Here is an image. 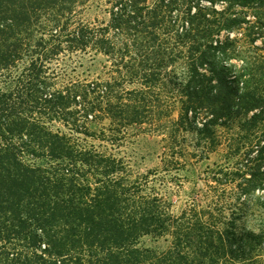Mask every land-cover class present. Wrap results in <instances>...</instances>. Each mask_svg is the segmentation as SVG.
<instances>
[{"label":"trees","instance_id":"16d2710c","mask_svg":"<svg viewBox=\"0 0 264 264\" xmlns=\"http://www.w3.org/2000/svg\"><path fill=\"white\" fill-rule=\"evenodd\" d=\"M70 1L0 0V71L10 69L22 59L21 33L30 36L33 18L42 11L56 9L58 12ZM184 1L189 10L184 17L185 29L181 33L177 31V40H185L188 51L195 54L189 63L190 78L183 89L184 118L191 119L192 111L209 110L212 118L197 128L205 138L213 137L214 128L222 125L220 115L231 113L236 107L240 113H253L251 120L257 124L264 107L249 89V81H241L245 75L233 82L219 75L223 91H217L203 71L213 66L216 52L226 50L221 41L214 43L215 25V32L221 33L225 29H241L250 21L240 15L219 20L214 14L219 13L216 9L211 13L212 8L201 5L192 10L193 3L200 0ZM207 1L211 6L222 2L228 11L250 10L256 19L252 23L256 25L255 38L264 35V0ZM148 2L116 0L111 24L100 29V35L82 27L72 37L67 35V39L75 47L86 48L92 44L109 57L118 54L124 64L130 61V78L150 90L157 69L171 58L162 36L169 27L166 12L161 9L174 6L176 0H168L166 5L160 0V6L154 7ZM112 29L121 38L118 51L115 42L107 37ZM66 32L67 26H62L54 38L60 40ZM38 46L43 47V42ZM56 46L53 55L62 49L61 42ZM43 70L31 61L25 77L33 86V93L29 95L21 90L0 91V264H239L251 253L253 238L259 244L264 242L263 233L255 235L252 231L240 233L224 228L223 221L212 218L211 208L194 206L175 215L166 199L150 187L154 179L150 180L149 175L132 179L122 159L80 147L71 137L50 131L34 117L43 113L39 107L41 102L49 112L66 120L80 113L79 109L72 111L73 106L81 103L78 99L85 102L90 93L108 96L112 84L105 83L102 90L99 84L85 92L55 89L45 91L43 96L40 94L41 83H45ZM236 82H241L242 91L239 84L234 85ZM145 93L139 89L126 92L137 100L129 99L134 103L126 104L108 101L107 108L100 110L112 121L124 117L123 124L139 123L144 115L136 107L144 105ZM30 103L34 107L24 108ZM96 107H85L86 114L94 113ZM184 118L181 117V124ZM76 122L77 119L74 126ZM83 134L93 137L87 129ZM39 160L46 161L47 166L36 165ZM220 174L229 175V172L220 170ZM234 174L241 177L240 187L246 198L254 190L264 191L263 155L253 166L248 162ZM217 182L228 183L220 178ZM261 200L264 201V195ZM146 235L171 236V246L161 252L141 248L138 240Z\"/></svg>","mask_w":264,"mask_h":264},{"label":"rangeland","instance_id":"374dc122","mask_svg":"<svg viewBox=\"0 0 264 264\" xmlns=\"http://www.w3.org/2000/svg\"><path fill=\"white\" fill-rule=\"evenodd\" d=\"M164 1L166 5L168 0ZM115 2L72 0L68 6H62L59 13L56 9L40 12L30 24V36L21 33L22 59L10 69L0 71V91L21 90L24 95L33 93V86L25 81L32 60L44 69L42 95L55 89L64 92L70 88L73 91H91L90 88L99 84L102 90L105 83H111L112 90L108 96L106 93H90L87 101L78 99L81 103L73 106L72 111L79 109L80 113L68 116L66 120L62 115L49 112L44 102L39 105L43 113L34 117L53 133L71 137L80 147L93 148L122 159L131 171L132 179L149 175L150 180L154 179L150 187L166 199L175 215L194 206L207 210L211 208L212 218L223 221L224 228L229 227L240 233L252 231L255 235L264 234V201H259L264 191L254 190L246 198L240 187L242 179L234 174L248 162L253 166L260 156L264 157L261 149L264 145V110L257 124L251 120L253 113H240L237 107L231 113L220 115L219 123L222 125L214 128V135L210 138L197 131L202 123L212 118L209 110L192 111L189 114L191 119L184 118L182 109L186 97L183 89L190 78V60L195 55L188 51L185 40H177V31L181 33L185 29L184 17L189 10L184 0H176L174 6L161 9L166 12L169 27L162 36L166 39L171 58L157 69L150 90L130 78L128 71L132 65L130 61L122 63L118 54L114 58L109 57L92 44L86 48L73 46L67 35L72 37L78 29L88 27L100 35V29L110 26ZM159 3L160 0L148 2L151 7ZM201 5L212 8L211 13L216 9L219 13L214 14L219 20L240 15L242 19L250 21L245 22L241 29H225L221 33L215 32V25L212 34L214 43L221 41L226 50L216 52L213 66H207L203 71L211 78V84L217 91H223L219 75L230 82L245 75L241 81H249V89L255 92L264 107V35L255 38L256 25L252 23L256 19L250 10L232 8L228 11L222 2L211 6L207 0L195 1L192 10ZM220 12H224V15H220ZM211 13L208 12L212 16ZM62 26H67V32L60 41L54 35ZM107 37L115 42L118 51V40L121 39L118 31L112 29ZM40 42H43V47L38 46ZM60 42L62 49L56 55L51 54ZM238 84L242 91L241 82L234 83ZM138 89L146 92L144 97H139L145 99L144 105L142 108L136 107L144 115L139 123L123 124L121 121L124 117L112 121L106 112L100 110L107 108L108 101L114 104L134 103L129 99L137 100V97L127 96L126 92ZM90 105L100 107L87 115L85 107ZM31 107H34L33 103L24 108ZM181 117L185 119L183 124L180 123ZM86 129L93 137L83 134ZM35 164L47 166L43 160ZM220 170L228 171L229 175L222 176ZM217 178L228 183L222 182L220 185ZM171 243V236L146 235L138 240L139 247L160 252L167 250ZM251 247V253L238 263L264 264V242L259 244L253 238Z\"/></svg>","mask_w":264,"mask_h":264}]
</instances>
